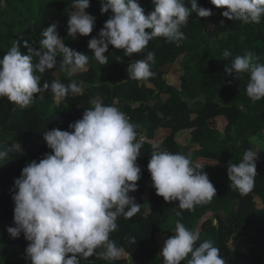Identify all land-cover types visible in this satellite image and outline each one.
Instances as JSON below:
<instances>
[{"label": "trees", "instance_id": "1", "mask_svg": "<svg viewBox=\"0 0 264 264\" xmlns=\"http://www.w3.org/2000/svg\"><path fill=\"white\" fill-rule=\"evenodd\" d=\"M138 2L145 15L154 9L152 0ZM89 3L85 11L95 17L93 31L87 37L77 34L73 39L67 34L72 0H0V58L16 41L22 54H27L23 47L26 41L40 47L42 31L54 22L67 47L89 56L85 68L72 77L59 68L62 56L57 57L56 67L41 80V84L57 79L64 84L82 81L81 94L58 99L49 90L36 94L32 105L24 109L7 97L0 98V147L20 145V151H12L8 160L0 162V264H30L23 234L12 238L6 231L15 226L14 180L28 163L38 162L51 152L42 139L45 131L69 130L68 125L79 120L97 100L118 107L139 125L138 132L144 137L136 161L141 178L137 190L129 193L141 206L131 219L119 217L118 229L110 236L125 249L121 259L107 261L93 256L81 260V264H163L157 237L174 235L178 219L186 228L200 232L199 242L212 240L228 264H264V153L259 151V143L264 142V99L252 102L248 98L247 74L237 80L224 72L235 56L248 51L264 63V18L260 24L229 21L221 15L226 9L215 8L210 0H196L198 7L210 9L212 15L199 18L193 13L181 26L184 39L166 43L164 38L155 37L143 52L131 57L109 45L105 53L108 63L100 65L88 41L99 38V31L112 13L101 14L100 0ZM184 5L190 9V0H184ZM225 49L232 53L228 60L222 56ZM149 51L155 53L154 77L148 81L129 78V63L144 59ZM210 106H218L226 116L223 132L207 123H196L207 115ZM153 145L190 156L216 188V197L194 210H181L177 202L163 199L147 202L159 198L147 170ZM248 149L258 153L257 176L253 190L241 194L228 180L227 167L229 162H240ZM177 211L181 217L176 216ZM130 236L136 237V244H129ZM242 238L247 242L243 248L237 245Z\"/></svg>", "mask_w": 264, "mask_h": 264}, {"label": "clouds", "instance_id": "2", "mask_svg": "<svg viewBox=\"0 0 264 264\" xmlns=\"http://www.w3.org/2000/svg\"><path fill=\"white\" fill-rule=\"evenodd\" d=\"M152 0L154 9L145 15L138 0H100L101 14L112 15L104 23L98 37L88 41L94 59L106 65L105 53L109 45L124 51V55L143 52L155 37L166 43L184 39L181 26L195 13L199 18L212 15L210 9L198 7L190 0ZM229 21L260 24L264 18V0H210ZM89 0H72L71 15L67 20V34L73 39L87 37L93 31L95 17L87 14ZM150 30V31H146ZM40 47L27 41L22 54L16 41L0 58V98L20 108L32 105L36 94L49 91L56 98L75 96L83 92V82L59 79L41 84L43 75L56 67L72 77L89 62V56L67 47L57 32V23L42 31ZM225 60L230 50L222 53ZM35 58L36 62H33ZM155 53L147 52L144 59L129 63V78L148 81L154 77L152 65ZM226 75L239 79L247 74L246 95L252 102L264 99V63L254 52L237 55L228 63ZM139 125L113 105L94 101L82 117L68 125L69 130L53 128L45 131L43 141L51 150L28 163L14 180V227L6 231L12 238L21 233L28 242L25 255L30 264H81V260L96 256L117 261L125 249L110 238L118 229L117 219H131L140 211V204L129 193L137 190L141 169L137 158L141 155L144 137ZM20 151V145L0 147V162L9 154ZM257 152L248 149L238 163L229 162L227 177L241 194L255 186ZM190 156L173 153L153 145L147 170L156 195L165 202H177L181 210H194L216 197V188L204 171L198 170ZM177 217L181 212L177 211ZM200 232L190 230L178 219L175 234L164 240L160 256L163 264H228L219 247L212 240L200 241ZM136 244L135 236L128 237ZM199 242V243H198ZM100 250V251H97Z\"/></svg>", "mask_w": 264, "mask_h": 264}, {"label": "rangeland", "instance_id": "3", "mask_svg": "<svg viewBox=\"0 0 264 264\" xmlns=\"http://www.w3.org/2000/svg\"><path fill=\"white\" fill-rule=\"evenodd\" d=\"M172 85H174V81L171 82ZM225 118L226 116L222 115L220 113L219 107L218 106H210L208 108V112L207 115L205 117H200L196 120V123L198 125H203L205 123H207L208 125H210L212 128H215L216 130H218L219 132H223L226 129V122H225ZM184 144V143H183ZM257 147V146H256ZM259 148H260V152L261 154L264 153V142H260L259 143ZM258 160V158L256 159ZM162 197L159 198H150V199H146L147 202H151L154 203L155 201H159L162 200ZM166 239V237L161 236V237H157V245L159 247V250L161 252V248L163 245L164 240ZM247 244L245 239H240L237 242V245L239 247L245 246Z\"/></svg>", "mask_w": 264, "mask_h": 264}, {"label": "crops", "instance_id": "4", "mask_svg": "<svg viewBox=\"0 0 264 264\" xmlns=\"http://www.w3.org/2000/svg\"><path fill=\"white\" fill-rule=\"evenodd\" d=\"M160 137H161V134H160ZM156 138H159L158 134L156 135Z\"/></svg>", "mask_w": 264, "mask_h": 264}]
</instances>
